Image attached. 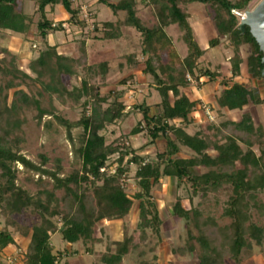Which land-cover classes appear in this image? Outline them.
I'll return each mask as SVG.
<instances>
[{
	"label": "trees",
	"instance_id": "obj_1",
	"mask_svg": "<svg viewBox=\"0 0 264 264\" xmlns=\"http://www.w3.org/2000/svg\"><path fill=\"white\" fill-rule=\"evenodd\" d=\"M77 1L80 0H36L37 12L42 16L38 23L41 43L37 49L38 57L30 62L29 69L37 74L34 81L42 85L39 96H48L49 109L42 107L39 98L22 89L14 92L9 103L7 92L18 86L15 80L32 78L18 68L15 56L9 66L5 59L0 60V74L13 76L7 85L0 84V208L18 215L32 209L42 220L30 233L26 264H69L63 262L70 255L67 251L55 252L51 241L54 234L60 232L62 239L70 244L83 242L87 245L95 241L98 223L124 219L132 211L134 201L139 203L140 240L148 239V230L160 236L163 220L153 189L165 177L175 178L178 189H187L191 201L200 198L197 206L186 209L182 199L177 197L172 215L192 223L197 235L189 231L187 247L173 252L180 255L195 252V241L200 249L198 264H226L229 259L240 264L243 251L252 242L261 245L264 241V227L253 222L254 211L264 216V202L260 198V193L264 192V127L256 126L252 114L247 112L240 121L227 120L190 133L191 116L203 104L200 100H192L183 90L191 86L188 76L194 78L199 87L203 86L205 78L209 82L222 78L219 71L201 68V58L206 50L194 38L188 8L193 3H201L211 9L212 21L218 29V37L209 42V48L220 46L221 38L225 37L235 50L231 76L223 80L225 87L216 98L218 109L242 111L250 104L264 105V96L252 83L264 82L263 54L249 28L244 34L238 29L241 20L236 14L248 11L253 0H141L143 6L154 11L156 24L152 28L139 17L137 0H98L115 15L124 12L125 17L117 22H98L96 16H91L93 32H101L103 39L109 41L120 40L123 28L135 29L142 36L141 52L124 56L131 74L118 86L125 85L127 79H134L138 69L143 75L150 76L161 96L155 114L146 102L128 107L124 101L125 90L114 88L103 93L109 86L111 63H89L87 40H81L78 57L66 56L59 52V46L48 43V36L64 32L66 23L82 31L89 26L88 20L81 18L82 5H75ZM56 6H62L69 14L66 22L55 23L47 18V8ZM32 22V14L22 11L18 0H0V32L26 35ZM174 25L180 28L188 46V55L184 58L166 31ZM243 46H248L251 51L246 60L249 82L236 81L245 62L240 55ZM1 51L9 53L5 49ZM120 67L123 68V64ZM79 69L83 72L81 85L68 90L62 77H77ZM45 76L50 77V82L42 80ZM54 95L59 99L67 96L76 103L85 99L80 120L73 124L56 116ZM24 107L37 109L39 119L47 114L55 116L66 127L70 138L74 127L83 128L79 148L81 169L62 178L61 160H55L58 168L51 171L44 168L50 161L46 156H42V165L38 166L22 154L23 139L16 131L23 125L19 114ZM138 113L142 119L132 133L137 135L146 131L149 135V141L141 149L153 145L161 137L165 139V150L158 153L155 160L141 156L135 149L127 150L124 144H108L103 134L110 126ZM182 147L193 155L180 157ZM210 150L215 155H211ZM117 154L118 166L110 173L109 159ZM19 164L54 181L53 190L42 193L46 196L45 201L34 198L17 185L16 165ZM131 165L138 166L135 174L138 191L133 196L127 193L124 182ZM195 168H203L205 172L195 174ZM58 190H63L64 194L58 196ZM219 219L229 223L222 225ZM15 244L10 231L0 230V254ZM114 245V253L103 255V264H123L131 250L138 247L134 236H126ZM87 251L92 252L90 248Z\"/></svg>",
	"mask_w": 264,
	"mask_h": 264
},
{
	"label": "rangeland",
	"instance_id": "obj_2",
	"mask_svg": "<svg viewBox=\"0 0 264 264\" xmlns=\"http://www.w3.org/2000/svg\"><path fill=\"white\" fill-rule=\"evenodd\" d=\"M139 2V17L144 24L152 28L156 24L155 14L153 9L143 6ZM262 0H253L248 6V10L254 9ZM19 8L25 13L32 14L33 22L30 32L26 35L15 34L12 32H0V60L5 59L8 63L12 56L17 58L16 65L18 68L28 73L31 79H17L16 88L7 92L8 102L13 100L14 92L22 89L32 97H37L42 102V107L50 108L49 98L40 97L39 92L42 90V85L34 81L38 76L29 69V64L32 60L38 57L37 49L40 47L41 39L39 37L38 23L42 19L40 13L37 12L38 6L36 0H18ZM82 5L81 18L87 19L89 26L82 31L79 27L70 26L66 23L64 32H57L48 36V43L52 46H59V52L71 57L79 56V47L81 40H87L89 44V63L94 64L102 61L111 63L112 71L108 78L109 86L103 89V93L111 89L119 88L125 90L124 101L128 107L135 104L146 102L152 107V114L157 113V104L161 102L159 92L153 86V80L150 76H145L138 69L134 72V79H127V83L118 86V83L125 78H128L131 71L127 67V62L124 56L132 53H140L142 47V36L135 29L123 28V37L120 40H104L101 32L95 33L92 31L91 16H96L98 22H117L123 20L124 12L117 15L106 5L100 4L98 0H80L75 2V5ZM191 18L189 20L195 40L198 42L206 54L201 58V68L209 69L212 72L219 71L222 78L214 82H209V79H203V86L199 87L198 83L192 79L189 81L191 86L183 90V93L189 96L192 100H200L203 104L194 114H192V123L188 131L195 133L199 130H205L211 124H219L221 122L240 121L243 115L247 112L251 113L256 126L264 127V105L254 106L250 104L242 111L219 110L216 104V98L224 89L223 80L231 76V59L235 56V50L228 38H221V44L217 48L210 49L209 42L218 37V29L212 21L211 9L201 3H193L189 7ZM245 12L236 13L240 20ZM92 14V15H91ZM69 14L62 6H56L53 9L47 8V18L55 23L66 22L69 19ZM167 34L173 39L175 46L181 55H188V46L183 40V33L177 25L169 27ZM7 50L5 53L1 50ZM251 51L248 46H243L240 49V55L245 61L241 68V76L236 78L237 82H249L250 76L247 73V58ZM123 64V68L120 65ZM0 65H2L0 63ZM77 77H62V83L68 90L81 85L83 72L78 70ZM13 76L0 74V84L5 86ZM45 82H50V77L45 76ZM253 86L260 89L261 95L264 96V82L252 81ZM55 115L75 124L80 120L83 107L82 103L85 99L76 103L74 100L65 96L59 99L58 95H54ZM210 110L213 120L209 119L206 111ZM20 120H23V125L20 130L16 131V135L23 139L22 154L36 165H42V156H46L50 161L44 166L45 169L56 171L57 163L55 160H61L62 178L69 177L75 170L82 168V160L79 154V148L82 145V127H74L71 130V138L68 135L65 126L61 125L55 116L50 114L44 115L39 119L38 110L34 107H24L19 114ZM142 119L141 114H132L127 119L118 122L106 129L105 134L108 144H124L127 150L135 149L138 153L149 159L155 160L158 153L163 152L166 147L164 138H159L153 145H149L143 149L149 141V135L146 131L137 135H133V130L136 128L139 121ZM126 152V149H124ZM211 155H215L213 150H210ZM193 153L182 147L180 157H191ZM119 155H114L109 159V172L116 170ZM17 168V185L26 190L34 198H40L45 201L46 196L42 193L45 190H53L54 181L48 176H42L40 173L25 169L23 166L16 165ZM138 166L131 165L130 172L126 174L124 182L126 191L130 196H133L137 191V183L135 174ZM195 174L205 172L203 168L193 169ZM58 196L64 194L63 190H58ZM154 200L159 208L163 225L161 227L160 236L155 235L152 230H148V239L141 241L139 238L140 231L138 228L139 219V203L134 201V206L130 214L122 220H104L97 224L95 228V241L85 245L83 242L70 244L62 239L60 232L52 236V244L55 252L67 251L70 255L63 262L68 261L69 264H103L102 257L108 252L114 253L116 242L122 241L126 236H134L137 248L124 258L123 264H198V256L200 249L198 244L193 241L196 248L195 252H187L185 255L175 254L173 251L179 248L187 247L189 239V231L197 235V231L193 224L176 218L172 215L173 206L179 196L182 199L183 206L190 209L200 201L199 197L190 200V194L187 189L177 188V181L173 177H165L162 182L153 189ZM260 198L264 202V192L260 193ZM221 214V208L218 216ZM41 217L32 209L25 211L23 214H10L8 211L0 208V230H8L13 235L16 244L9 246L0 254V264H26V253L30 242V233L34 226L41 224ZM222 225L229 223L228 220L219 219ZM253 222L258 226L264 227V216H260L258 212H253ZM90 248L92 252H88ZM226 264H237L234 260L229 259ZM240 264H264V241L261 245L252 242L251 245L242 253V262Z\"/></svg>",
	"mask_w": 264,
	"mask_h": 264
},
{
	"label": "water",
	"instance_id": "obj_3",
	"mask_svg": "<svg viewBox=\"0 0 264 264\" xmlns=\"http://www.w3.org/2000/svg\"><path fill=\"white\" fill-rule=\"evenodd\" d=\"M246 28H249L251 35L259 45L263 54L262 63L264 64V0L254 9L246 11L242 16L238 29L244 34Z\"/></svg>",
	"mask_w": 264,
	"mask_h": 264
},
{
	"label": "built area",
	"instance_id": "obj_4",
	"mask_svg": "<svg viewBox=\"0 0 264 264\" xmlns=\"http://www.w3.org/2000/svg\"><path fill=\"white\" fill-rule=\"evenodd\" d=\"M188 79H189V81H192V79H191L190 76H188ZM206 115L209 117V119H211V120L214 119L213 116H212L211 113H210V110H207V111H206ZM104 171H105V169L102 170V172H104ZM114 172H115V170L110 171V173H114Z\"/></svg>",
	"mask_w": 264,
	"mask_h": 264
},
{
	"label": "crops",
	"instance_id": "obj_5",
	"mask_svg": "<svg viewBox=\"0 0 264 264\" xmlns=\"http://www.w3.org/2000/svg\"><path fill=\"white\" fill-rule=\"evenodd\" d=\"M3 32H10V31H3ZM88 43V42H87ZM88 48H89V44H88ZM90 56L89 54V49H88V57ZM136 79V78H135ZM149 105V104H148Z\"/></svg>",
	"mask_w": 264,
	"mask_h": 264
}]
</instances>
